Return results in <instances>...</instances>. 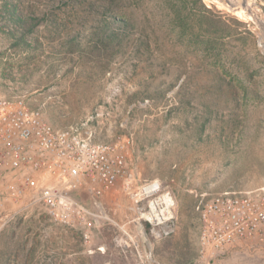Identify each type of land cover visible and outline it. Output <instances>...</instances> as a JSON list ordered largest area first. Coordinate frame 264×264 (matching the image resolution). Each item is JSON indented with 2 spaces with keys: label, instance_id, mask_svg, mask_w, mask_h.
I'll use <instances>...</instances> for the list:
<instances>
[{
  "label": "rangeland",
  "instance_id": "374dc122",
  "mask_svg": "<svg viewBox=\"0 0 264 264\" xmlns=\"http://www.w3.org/2000/svg\"><path fill=\"white\" fill-rule=\"evenodd\" d=\"M59 2L0 0V93L25 97L56 128L93 117L96 140L127 134L130 183L106 192L100 208L90 204L98 217L89 239L52 223L42 205L9 215L15 207L9 200L4 210L0 193V264H264V244L252 241L207 254L199 209L205 194L264 185L261 26L212 0ZM88 3L130 22L108 48L87 37L102 18L87 17ZM251 4L264 20V0ZM28 5L45 22L16 45L14 20ZM154 181L176 204L168 227L141 220L146 258L135 220Z\"/></svg>",
  "mask_w": 264,
  "mask_h": 264
},
{
  "label": "built area",
  "instance_id": "2783aa9c",
  "mask_svg": "<svg viewBox=\"0 0 264 264\" xmlns=\"http://www.w3.org/2000/svg\"><path fill=\"white\" fill-rule=\"evenodd\" d=\"M92 119L79 128H56L25 97L0 93V193L4 210L9 200L15 207L9 215L42 205L52 223L90 238L99 200L121 182L130 183L131 145L127 134L96 140L88 129ZM143 197L145 211L161 218L145 221L168 227L172 193L154 181L143 187ZM199 209L200 243L207 254L237 241L264 244V185L205 194Z\"/></svg>",
  "mask_w": 264,
  "mask_h": 264
},
{
  "label": "trees",
  "instance_id": "16d2710c",
  "mask_svg": "<svg viewBox=\"0 0 264 264\" xmlns=\"http://www.w3.org/2000/svg\"><path fill=\"white\" fill-rule=\"evenodd\" d=\"M51 1L53 3L56 2V0ZM62 1L63 0H60L59 3H61ZM88 5L89 14L87 15V17L91 16V14H95L102 18L99 24H97L93 27V29H91V32L87 35V37L89 38V41L94 43V46L96 48H108L113 39H117L120 34L124 32L125 29L130 27V22L126 18L120 17V14L114 13L111 9V6L105 8L103 11L106 12L102 13L100 9H96V7H94L95 4L88 3ZM30 6L31 5H28L29 8ZM109 11H111L110 14H108ZM47 13L48 12H46L45 16L47 15ZM209 18L211 20L215 19V17H213V15H211L210 13ZM84 20H87V18ZM14 22L19 25L18 35L14 36V43L16 45H19L23 43L26 44V42L29 41L28 39H26V36L32 37V35L36 33L37 28L42 25L45 20L43 18L37 17L36 11L32 9L31 13L27 16H24L22 14L18 15ZM80 33L81 32L78 31L76 35H74L69 41H67L70 47L73 48L75 45L77 46L82 43V36ZM148 226L150 227V225Z\"/></svg>",
  "mask_w": 264,
  "mask_h": 264
},
{
  "label": "bare ground",
  "instance_id": "6f19581e",
  "mask_svg": "<svg viewBox=\"0 0 264 264\" xmlns=\"http://www.w3.org/2000/svg\"><path fill=\"white\" fill-rule=\"evenodd\" d=\"M237 1L239 3H241L243 1L246 4V8L240 10L243 13V15L247 16L248 19H251L254 22H257L261 26V28L264 30V24L259 22V20L257 18V14L255 13V11H253V4H251V2H253L254 0H237ZM249 10H250V13H248ZM263 50H264V44H263ZM175 204H176L175 200L172 197L170 199V202H169V205H173V210L170 211L171 215H174L173 211H174ZM148 219L155 222V220H157V219L160 220L161 218L157 215L155 210H152V211H144L143 210V211L138 212V218L135 221L137 222V229H138L139 233L141 234V236H143V238H144V234H143V232H144L143 227L144 226L142 225L141 220H148ZM155 225H157V224L155 223ZM141 255H143V257L150 258V253L147 251H144L143 254L141 253Z\"/></svg>",
  "mask_w": 264,
  "mask_h": 264
},
{
  "label": "water",
  "instance_id": "95a60500",
  "mask_svg": "<svg viewBox=\"0 0 264 264\" xmlns=\"http://www.w3.org/2000/svg\"><path fill=\"white\" fill-rule=\"evenodd\" d=\"M218 4L222 3L224 5H227L229 7L230 10H232L233 12L236 11H240L241 9H245L246 8V4L242 1L241 3H239L237 0H212ZM250 13V10L249 12ZM259 22L264 24V20L258 17ZM144 244L146 247V251L150 253L151 255V244L150 241L148 239V232L144 231Z\"/></svg>",
  "mask_w": 264,
  "mask_h": 264
}]
</instances>
